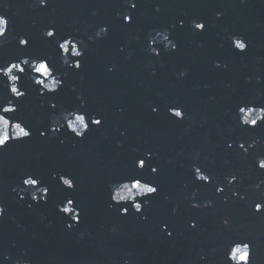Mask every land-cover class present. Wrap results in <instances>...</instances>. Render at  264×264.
Listing matches in <instances>:
<instances>
[{
	"label": "water",
	"instance_id": "95a60500",
	"mask_svg": "<svg viewBox=\"0 0 264 264\" xmlns=\"http://www.w3.org/2000/svg\"><path fill=\"white\" fill-rule=\"evenodd\" d=\"M126 10L124 0H49L46 8L37 0H0V15L10 21L0 61L50 57L58 71L67 73L57 103H83L85 111L103 117L83 141L62 131L46 139L34 135L0 152L5 209L0 264H219L226 235L250 239L252 264H264V214L253 211L256 202L264 201V170L257 167L258 158H264V122L251 128L236 120L237 104L257 107L241 118H264L258 111L264 106V0H141L132 25L117 16ZM193 20L206 28L195 30ZM103 24L108 34L96 37ZM52 25L62 36L84 41L81 70L66 68L56 45L43 35ZM149 32L159 56L148 49ZM20 34L31 38L28 49L18 46ZM25 86L29 94L18 101V115L34 129L50 121L63 126V110L48 107L52 97L37 95L27 80ZM176 104L183 106V120L168 113ZM72 123L81 127L78 120ZM227 140L243 141L245 147L254 142V147L244 154L228 149ZM149 150L150 163L158 168L155 174L146 171L158 185L154 197H145L140 188L110 185ZM193 164L216 184L197 182ZM53 171L71 172L76 192L64 191L51 178ZM30 172L52 187L47 203L40 202V189L21 185V176ZM232 175L238 179L229 184ZM217 185L225 191L216 193ZM109 189L121 204L149 202L141 213L130 209L122 215L118 207H109ZM67 195L75 196L83 211L78 224L57 209ZM204 201H212V207H191ZM224 218L230 221L227 229ZM190 220L197 221L195 230Z\"/></svg>",
	"mask_w": 264,
	"mask_h": 264
},
{
	"label": "snow or ice",
	"instance_id": "6c2138e0",
	"mask_svg": "<svg viewBox=\"0 0 264 264\" xmlns=\"http://www.w3.org/2000/svg\"><path fill=\"white\" fill-rule=\"evenodd\" d=\"M41 8H46L49 4V0H37ZM126 11L118 13L117 16L124 25H132L135 23L136 10L141 6V0H124ZM158 10V9H157ZM184 21H180L181 27H183ZM10 21L4 15H0V45L3 44L4 39L10 29ZM191 26L195 30L203 31L206 25L203 21H191ZM95 33L97 36H106L109 32V26L103 24L99 27ZM43 35L46 39H51L56 45L57 53L60 59L63 61V65L75 71L81 70L84 66V56L86 54V47L84 41L76 35L67 34L62 36L56 29L55 25H52L44 30ZM18 46L24 49H28L31 46V38L25 34L17 36ZM79 45V50L78 46ZM147 45L149 51L154 55L159 56L161 53L153 46L152 33H148ZM178 45L173 44L172 50L175 51ZM237 49L241 52L245 50L244 44H237ZM123 51V48L120 49ZM70 53V55H69ZM71 56V59L68 57ZM67 73H61L57 70L53 60L47 56H22L14 60L0 61V85H2L4 94H0V152L6 151L11 145L26 143L33 139L34 135H37L41 139H46L50 136H56L60 132H65L67 135L73 137L74 141L85 140L89 133L94 129L99 128L103 123V117L99 116L95 112L85 111V105L81 103L79 106L65 107L63 104L57 103L56 96L61 92L65 84ZM51 78L53 85H49L45 82ZM26 80L31 84L32 90L39 96L52 97L48 101V107L51 110H63L65 113L63 126L57 125L55 121H50L47 126L39 129H34L29 123L21 118L18 113L20 110L19 100H22L29 94V88L25 86ZM257 110L256 106H250L248 104H237L236 120L241 126L256 128L259 123L264 122V118L256 120L254 123H250L245 115L241 118V113ZM260 112H264V106L259 107ZM153 112L158 111L156 107H153ZM168 113L171 117L177 120H183L186 113L183 110V106L180 104L170 105L168 107ZM78 120L81 124L80 128H76L72 120ZM60 143L64 140L60 139ZM226 147L232 149L236 147L243 150L244 154H247L249 149L254 147V142L249 143L245 147L243 141H226ZM153 158L152 152L149 150L143 155L136 157L132 161L131 167L122 172L118 179L112 181L111 184H122L123 187L129 189H139L141 185L148 187L149 191L145 197H154L158 193V185H153L151 179L146 175L147 172L153 174L158 172V168L150 163ZM264 158H258L257 167L260 170H264V165L261 164ZM193 178L197 182H204L205 184L215 185L216 182L213 178L204 172L202 168L196 164L192 166ZM53 180H56L61 188L68 193H75L77 190V182L75 176L68 171L50 173ZM228 179V183L231 184L238 178L236 175H232ZM20 183L22 186H28L31 189H40L41 197L40 202L47 203L48 198L52 196L53 189L46 183L45 177L39 173H27L21 176ZM16 191V189H13ZM20 191H24L21 187ZM198 191V190H197ZM216 193L220 194L225 191L223 187L216 186ZM195 195V194H194ZM234 196H239L241 200L245 199L243 195L238 192H233ZM19 199L23 200V196H19ZM225 201L227 197L223 198ZM37 199L33 198V201ZM109 207H118L120 213L128 214L131 209L135 213H141L142 209L149 202L148 199L141 201H133L131 203L119 202L118 196H113L109 189ZM212 201H204L203 203L193 202L192 208L199 209L212 207ZM28 207H32L31 204ZM57 209L60 213L69 216L71 221L75 223L82 222L83 211L81 210L79 203L75 196H64L60 203L57 205ZM5 209L0 205V216H3ZM253 211L257 214H264V201H258L253 205ZM145 219L147 217H144ZM223 227L227 229L230 221L228 218H224L221 221ZM74 224H68V228H72ZM164 228H168V222L163 224ZM189 227L195 230L198 227L196 220L189 221ZM173 231L168 230L167 236L171 238ZM219 264H252V241L243 236H231L226 235L223 243L222 255Z\"/></svg>",
	"mask_w": 264,
	"mask_h": 264
},
{
	"label": "clouds",
	"instance_id": "9594fccd",
	"mask_svg": "<svg viewBox=\"0 0 264 264\" xmlns=\"http://www.w3.org/2000/svg\"><path fill=\"white\" fill-rule=\"evenodd\" d=\"M50 87V86H49ZM259 111V110H258ZM250 123H254L256 120L260 119V116H257L255 119H249L248 117H246ZM261 164L264 165V161H261ZM140 190L144 193H147L149 191L148 187H145L143 185L140 186Z\"/></svg>",
	"mask_w": 264,
	"mask_h": 264
}]
</instances>
